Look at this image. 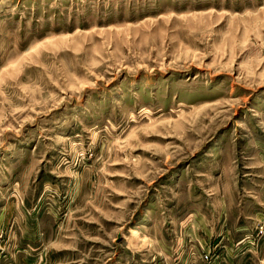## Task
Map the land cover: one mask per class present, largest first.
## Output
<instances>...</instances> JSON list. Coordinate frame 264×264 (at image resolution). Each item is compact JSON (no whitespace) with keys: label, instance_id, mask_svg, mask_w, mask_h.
<instances>
[{"label":"rangeland","instance_id":"obj_1","mask_svg":"<svg viewBox=\"0 0 264 264\" xmlns=\"http://www.w3.org/2000/svg\"><path fill=\"white\" fill-rule=\"evenodd\" d=\"M0 264H264V0H0Z\"/></svg>","mask_w":264,"mask_h":264}]
</instances>
